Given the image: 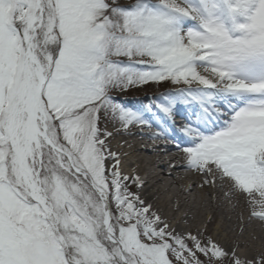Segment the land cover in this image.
<instances>
[{
  "label": "snow or ice",
  "instance_id": "1",
  "mask_svg": "<svg viewBox=\"0 0 264 264\" xmlns=\"http://www.w3.org/2000/svg\"><path fill=\"white\" fill-rule=\"evenodd\" d=\"M133 128L264 225V0H0V264H264L142 195Z\"/></svg>",
  "mask_w": 264,
  "mask_h": 264
},
{
  "label": "bare ground",
  "instance_id": "2",
  "mask_svg": "<svg viewBox=\"0 0 264 264\" xmlns=\"http://www.w3.org/2000/svg\"><path fill=\"white\" fill-rule=\"evenodd\" d=\"M131 97L115 94L127 104L139 107L143 105V96H153V86L136 87ZM183 121L179 118L177 122ZM112 130V124L107 125ZM133 134L115 135L111 140L114 151L121 155L125 172L135 170L144 180L142 195L149 197L162 207L170 216L188 220L195 230L202 228L211 217L209 231L221 242L225 239L238 241L242 245L247 241L259 250L264 244V227L257 221H248L247 210H244L245 231L240 233V212L242 207L233 208L236 201L229 202L220 189H203L196 187L202 177L183 166L178 150L173 145H159L149 138L147 129L133 128ZM164 143V142H163ZM175 164V167L171 165ZM135 190V189H134ZM214 191V196L209 192Z\"/></svg>",
  "mask_w": 264,
  "mask_h": 264
},
{
  "label": "rangeland",
  "instance_id": "3",
  "mask_svg": "<svg viewBox=\"0 0 264 264\" xmlns=\"http://www.w3.org/2000/svg\"><path fill=\"white\" fill-rule=\"evenodd\" d=\"M148 86H153L154 87V92H153V96L152 97H148L146 95L143 96V104H149L151 102H153L154 98L161 96L164 93L167 92H171V91H175V87L169 84H162V85H156V84H149V85H145L142 86L141 88H147ZM136 87L130 88L127 92H123V93H117L119 95H126L127 97H131L132 94H134L136 92ZM134 104L128 105L129 107L135 108V106H133ZM184 106L181 105L180 108H183ZM185 109V107H184ZM110 123H107V125H109Z\"/></svg>",
  "mask_w": 264,
  "mask_h": 264
}]
</instances>
